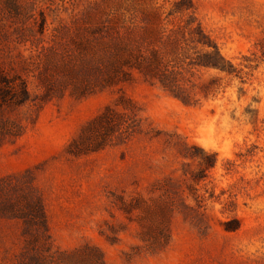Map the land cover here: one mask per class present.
<instances>
[{"label": "rangeland", "instance_id": "1", "mask_svg": "<svg viewBox=\"0 0 264 264\" xmlns=\"http://www.w3.org/2000/svg\"><path fill=\"white\" fill-rule=\"evenodd\" d=\"M189 23L211 46L189 42L174 91L125 66L137 53L173 64L168 35ZM213 45L223 68L195 66ZM0 74L33 98L2 106L23 127L0 138L4 196L39 198L47 224L37 242L0 212V264H85L68 259L77 251L104 264H264V0H0ZM121 97L141 131L69 154Z\"/></svg>", "mask_w": 264, "mask_h": 264}, {"label": "trees", "instance_id": "2", "mask_svg": "<svg viewBox=\"0 0 264 264\" xmlns=\"http://www.w3.org/2000/svg\"><path fill=\"white\" fill-rule=\"evenodd\" d=\"M181 37L169 34V39L172 41L175 53H171L173 64L162 67V59L159 53H137L134 57L128 59L125 66L136 68L146 77L158 79L161 84L168 90L174 91V81L176 74L179 73L183 64L191 58L189 52V42L200 43L203 46L209 45L206 41L201 26L193 27L191 23L180 25L177 28ZM198 34V36L195 35ZM202 38V39H201ZM207 42V43H206ZM225 58L221 55L216 45H213V50L206 52L200 56L195 62L197 67H214L223 68ZM167 68V69H166ZM171 70L168 71V69ZM118 76V77H117ZM114 76L106 74L103 87L115 84L116 81H126L127 76L123 73ZM10 80L0 74V138L2 137H18L22 134V125H13L11 121L3 115V105L10 104L9 99L18 105H28L32 95L25 81L20 85V91L13 93L10 89ZM18 94V95H17ZM15 97V99H13ZM141 131V118L136 109V104L132 100L120 98L115 102V106H108L97 117L89 121L80 131L77 138L68 146L67 152L74 156H81L90 153L105 150L108 147L119 146L128 143ZM7 180H0V212H11L13 217L22 218L24 221L36 231L35 241L41 237L40 230H47L46 218L44 209L39 198H33L29 193L21 195L17 200L13 201L8 196H4L6 192ZM15 212V213H14ZM33 243L31 242V245ZM38 245H34L36 247ZM33 247V249H34ZM39 257L44 261L49 259V255H43V249L37 250ZM92 252V250H91ZM85 258V264H104V261L99 253L92 252L87 255L85 252H74L68 256V259ZM47 262V261H46Z\"/></svg>", "mask_w": 264, "mask_h": 264}]
</instances>
